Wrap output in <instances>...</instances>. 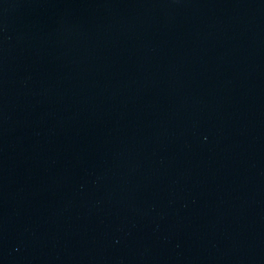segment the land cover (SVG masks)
Listing matches in <instances>:
<instances>
[{
  "label": "water",
  "instance_id": "obj_1",
  "mask_svg": "<svg viewBox=\"0 0 264 264\" xmlns=\"http://www.w3.org/2000/svg\"><path fill=\"white\" fill-rule=\"evenodd\" d=\"M0 264H264V0H0Z\"/></svg>",
  "mask_w": 264,
  "mask_h": 264
}]
</instances>
